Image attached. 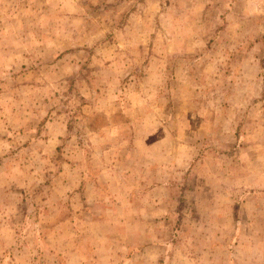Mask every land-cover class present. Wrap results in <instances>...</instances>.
Segmentation results:
<instances>
[{
	"label": "rangeland",
	"instance_id": "obj_1",
	"mask_svg": "<svg viewBox=\"0 0 264 264\" xmlns=\"http://www.w3.org/2000/svg\"><path fill=\"white\" fill-rule=\"evenodd\" d=\"M0 264H264V0H0Z\"/></svg>",
	"mask_w": 264,
	"mask_h": 264
}]
</instances>
